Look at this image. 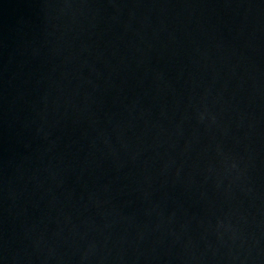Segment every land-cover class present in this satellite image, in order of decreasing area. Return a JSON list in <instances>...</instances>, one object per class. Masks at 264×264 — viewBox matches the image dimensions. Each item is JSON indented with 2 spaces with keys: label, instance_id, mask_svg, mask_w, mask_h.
<instances>
[{
  "label": "water",
  "instance_id": "95a60500",
  "mask_svg": "<svg viewBox=\"0 0 264 264\" xmlns=\"http://www.w3.org/2000/svg\"><path fill=\"white\" fill-rule=\"evenodd\" d=\"M0 264H264V0H0Z\"/></svg>",
  "mask_w": 264,
  "mask_h": 264
}]
</instances>
